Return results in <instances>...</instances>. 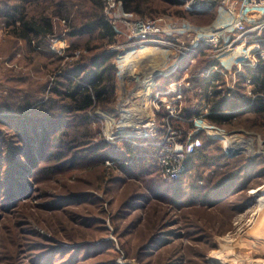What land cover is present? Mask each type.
<instances>
[{
	"label": "rangeland",
	"instance_id": "374dc122",
	"mask_svg": "<svg viewBox=\"0 0 264 264\" xmlns=\"http://www.w3.org/2000/svg\"><path fill=\"white\" fill-rule=\"evenodd\" d=\"M144 1L150 14L142 18L187 19L172 0ZM72 2L75 22L56 18L55 36L45 40L42 55L29 56L20 41L10 56L14 39L0 22V264H216L214 255L220 251L231 255L230 264H264V222L257 229L247 222L257 213L259 195L234 197L248 200V207L234 217L230 202L190 199L181 189L177 195L158 191L154 179L94 156L106 153L96 145L105 138L107 125L95 112L80 126L77 118L60 116L62 75H72V66L83 56H94L84 47L90 33L70 34L83 26L89 11L83 0ZM12 4L0 0V16ZM123 40L118 36L115 44ZM135 74L132 70L128 77L136 79ZM19 76L21 84L8 81ZM135 85L133 80L129 86ZM137 96L130 100L137 104L128 105L136 109L128 110L150 112L145 95ZM19 100L31 104L26 113L14 109ZM114 118L121 119L120 110ZM240 149L250 154L263 147L256 140L253 148ZM212 183H219L217 176ZM243 214L245 226L238 229L235 221ZM255 217L260 221L264 211ZM229 234L232 244L224 242Z\"/></svg>",
	"mask_w": 264,
	"mask_h": 264
},
{
	"label": "built area",
	"instance_id": "2783aa9c",
	"mask_svg": "<svg viewBox=\"0 0 264 264\" xmlns=\"http://www.w3.org/2000/svg\"><path fill=\"white\" fill-rule=\"evenodd\" d=\"M180 2L188 13L214 14L215 17L207 24H193L187 19L175 20L168 16L142 18L126 12L119 0H103L105 20L114 27L117 36L124 38L110 47V52L117 53L115 65L119 71L117 94L120 101L114 114L101 110L95 112L98 119L107 122L103 137L108 142L129 141L137 146L148 144L157 147L160 173L163 180L168 182L179 180L186 173L188 157L202 146L200 134L220 141L229 157L263 154L252 156L240 149L237 144L240 138L249 142L251 148V142L255 146L257 140L263 147L261 151H264L261 135L245 131L230 132L210 122L206 115L211 114V107L205 105V98L203 101L201 97L194 98L195 105L203 102L201 116L193 121L185 120L182 116L186 107V91L195 89L194 80L201 79L209 85L206 91L202 87L196 88L198 94L209 96L217 91L227 98H234L239 91L240 74L244 69L256 70L264 62V0ZM67 33L68 30L64 36ZM66 46H61V50L65 51ZM203 47H206L208 63L193 73V66L198 62L196 56ZM148 49L149 52L141 55ZM81 54L82 51H79L75 56L79 58ZM127 64H135L133 71L136 74L133 76L136 79L128 77ZM159 77H163V80L158 81ZM172 77L175 79L166 82ZM133 80L136 85L130 88ZM140 94L145 95L148 101L146 108L151 111L136 115L133 110H128L136 108L128 105L134 107L137 102L131 105V97ZM244 94L253 100L264 96L253 89L249 79ZM250 106L227 109H250ZM119 110L121 119L116 121L114 116H118ZM162 112H165V116L161 129L158 119ZM190 122L192 126L189 128ZM263 192L264 184L249 190V194L259 195V199ZM259 199H256L257 203ZM258 213V210L251 213L247 222L256 225L259 219L256 220L255 215ZM245 214L235 221L238 229L245 226Z\"/></svg>",
	"mask_w": 264,
	"mask_h": 264
},
{
	"label": "trees",
	"instance_id": "16d2710c",
	"mask_svg": "<svg viewBox=\"0 0 264 264\" xmlns=\"http://www.w3.org/2000/svg\"><path fill=\"white\" fill-rule=\"evenodd\" d=\"M13 4L7 12L0 16V22L7 32L13 37L15 45L20 41L26 43L29 56L42 55L44 42L48 37L55 36L56 18H63L65 21L73 19V0H12ZM88 10L84 15L85 22L79 29H74L70 34L81 37L90 33V39L86 42L85 48L92 57L83 56L71 69L72 75H62L60 79V100L64 103L60 110V116L64 119L69 117L77 118V125H87L90 114L97 110H103L110 114L115 113L118 102L117 85L118 69L115 65L117 53L103 52V48L117 42V33L114 27L105 20L103 0H83ZM122 2L126 12L134 13L144 17L150 14L146 9L144 0H119ZM174 4L181 6L180 17H186L195 24H207L213 21L214 14L188 13L180 0H172ZM72 18V19H71ZM75 18V17H74ZM153 18V17H152ZM75 22V19H73ZM74 24V23H73ZM74 28H76L74 26ZM73 48L80 49V45H73ZM16 49L10 56L15 55ZM197 64L193 66L192 72L204 68L207 65L206 47L197 56ZM4 59V58H3ZM10 57L2 61H8ZM29 64L22 66L26 70ZM61 76V75H60ZM61 78V77H60ZM175 77L167 79L171 82ZM251 80L253 89L257 93L264 94V62L258 69L245 68L240 74V88L234 98H227L221 92L214 91L209 96L195 92V89L202 87L208 89V83L201 79L194 80L195 89L186 91V107L183 111V118L193 121L203 114V102L194 104L195 97L205 98V105H209L211 114L206 115L208 120L227 131H245L262 136L264 141V96L256 99L247 97L244 94L246 81ZM23 77L9 78V82L21 84ZM251 105V106H250ZM31 104L25 101H17L14 109L26 113ZM250 106V109H227L228 107L242 108ZM44 108V107H40ZM165 112L159 115L160 128L164 124ZM82 121V122H80ZM67 123L65 127H69ZM192 122L189 124V128ZM48 134L50 131L47 132ZM202 146L186 161V173L176 181L163 180L158 162V149L155 146L144 144L137 146L129 141H122L117 146L109 143L106 138L96 145L104 148L106 153L100 151L95 157L103 160L116 162L120 168L136 175L148 176L155 180L154 188L165 193L179 192L181 189L187 192L190 199L207 200L212 204L230 202L233 208V216L243 212L247 207L249 190L264 184V155L250 157L248 154H241L229 157L218 140L208 138L200 134ZM142 140L141 142H144ZM217 176L218 182L212 185V177ZM203 182V183H200ZM3 184V183H2ZM1 185V183H0ZM247 197L245 200L236 201L234 197ZM232 197L233 201H230Z\"/></svg>",
	"mask_w": 264,
	"mask_h": 264
},
{
	"label": "bare ground",
	"instance_id": "6f19581e",
	"mask_svg": "<svg viewBox=\"0 0 264 264\" xmlns=\"http://www.w3.org/2000/svg\"><path fill=\"white\" fill-rule=\"evenodd\" d=\"M149 51L150 50L148 49L147 51L143 52L141 55H143L144 53H147ZM138 59H140V56L138 57ZM133 66H134V64H132L130 66L128 64L126 65V67H128L127 70H126L127 73H128V71L131 72L133 70ZM157 68H158V66L155 68V70ZM150 76H151V74H150ZM124 101H127V99H124ZM248 143L249 142L244 141V140H242L240 138V139H238V143L237 144L239 145V147H245V146H249L250 145ZM257 210L259 211L260 214H261L262 211H264V192H263L261 198L259 199V205H258ZM258 223H259V221L257 222L256 226L258 225ZM234 241L235 240H234V238L232 236H228V237H226L224 239V242L227 243V244H232ZM220 253L222 254V251L217 252L216 255H214L215 258L213 259V262L216 263V264H230V259L229 258H231V255L223 256V255H220Z\"/></svg>",
	"mask_w": 264,
	"mask_h": 264
},
{
	"label": "water",
	"instance_id": "95a60500",
	"mask_svg": "<svg viewBox=\"0 0 264 264\" xmlns=\"http://www.w3.org/2000/svg\"><path fill=\"white\" fill-rule=\"evenodd\" d=\"M251 144H252V147H254L253 141L251 142ZM262 153L264 154V151H257V152L253 151V152H251V155L252 156H256V155H259V154H262Z\"/></svg>",
	"mask_w": 264,
	"mask_h": 264
},
{
	"label": "crops",
	"instance_id": "0c3cea01",
	"mask_svg": "<svg viewBox=\"0 0 264 264\" xmlns=\"http://www.w3.org/2000/svg\"><path fill=\"white\" fill-rule=\"evenodd\" d=\"M261 219H262V218H261ZM261 219H260L258 225L256 226V229H257V227L261 226V223H262V222H264V218L262 219V221H261Z\"/></svg>",
	"mask_w": 264,
	"mask_h": 264
}]
</instances>
